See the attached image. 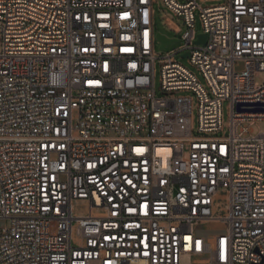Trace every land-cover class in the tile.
<instances>
[{
  "label": "built area",
  "instance_id": "built-area-1",
  "mask_svg": "<svg viewBox=\"0 0 264 264\" xmlns=\"http://www.w3.org/2000/svg\"><path fill=\"white\" fill-rule=\"evenodd\" d=\"M160 1L0 0V264H264V0Z\"/></svg>",
  "mask_w": 264,
  "mask_h": 264
},
{
  "label": "rangeland",
  "instance_id": "rangeland-1",
  "mask_svg": "<svg viewBox=\"0 0 264 264\" xmlns=\"http://www.w3.org/2000/svg\"><path fill=\"white\" fill-rule=\"evenodd\" d=\"M217 3L218 2L206 3L205 5L217 4ZM154 11H155V14H154L153 29H154L155 35L161 34V35L166 36L169 39L175 40L171 44L160 49L161 43L158 39H156L155 51L157 54L164 55L166 53H169L177 49L178 47L184 44L182 35L184 31L186 30V28L179 18H177L172 12H170L168 9L162 6V3L160 0H156V3L154 4ZM195 30L197 33L201 32L200 21L198 19L197 14L195 15ZM2 43H3V36L0 31V52L2 51ZM179 61L183 63L184 65H186L187 67H190V65L187 63L185 58L184 59L179 58ZM263 80H264V77L262 73H260L259 76L256 78V82L261 83ZM158 81H159L158 76H156L155 83L157 87L159 84ZM227 114H228V101H225L223 103V121L224 122H227L228 120ZM248 131L252 135H255L257 133H264V121H261L256 125L248 126ZM200 228H203V227H200ZM224 229L225 227L220 224H213L209 226L207 225V229L204 228L201 230H203L202 231L203 234L212 236V235L221 233V231H223Z\"/></svg>",
  "mask_w": 264,
  "mask_h": 264
},
{
  "label": "water",
  "instance_id": "water-1",
  "mask_svg": "<svg viewBox=\"0 0 264 264\" xmlns=\"http://www.w3.org/2000/svg\"><path fill=\"white\" fill-rule=\"evenodd\" d=\"M205 38H206V35L205 34H201L198 36V39L195 41V44H204L205 42ZM156 39H158L161 43L160 45V49L164 48L165 46L171 44L172 42H174L175 40L174 39H169L167 38L166 36L164 35H161V34H156ZM189 56L188 53H184V54H181L180 55V58L184 59V58H187ZM241 105L239 104L237 106V109L238 110H241Z\"/></svg>",
  "mask_w": 264,
  "mask_h": 264
},
{
  "label": "bare ground",
  "instance_id": "bare-ground-1",
  "mask_svg": "<svg viewBox=\"0 0 264 264\" xmlns=\"http://www.w3.org/2000/svg\"><path fill=\"white\" fill-rule=\"evenodd\" d=\"M213 224H220V225H222V226L225 227L224 223H222V222H220V221H210V222L207 223L208 226H209V225H213ZM207 225H206V226H207ZM205 235H206V234H205Z\"/></svg>",
  "mask_w": 264,
  "mask_h": 264
}]
</instances>
